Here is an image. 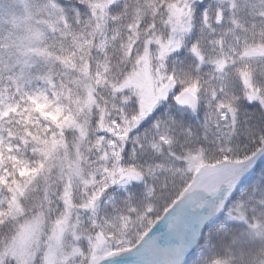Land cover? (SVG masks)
<instances>
[{"label":"snow or ice","instance_id":"snow-or-ice-1","mask_svg":"<svg viewBox=\"0 0 264 264\" xmlns=\"http://www.w3.org/2000/svg\"><path fill=\"white\" fill-rule=\"evenodd\" d=\"M0 264H264V0H0Z\"/></svg>","mask_w":264,"mask_h":264}]
</instances>
